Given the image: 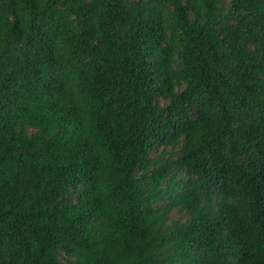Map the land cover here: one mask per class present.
<instances>
[{
	"label": "trees",
	"instance_id": "obj_1",
	"mask_svg": "<svg viewBox=\"0 0 264 264\" xmlns=\"http://www.w3.org/2000/svg\"><path fill=\"white\" fill-rule=\"evenodd\" d=\"M0 264H264V0H0Z\"/></svg>",
	"mask_w": 264,
	"mask_h": 264
},
{
	"label": "rangeland",
	"instance_id": "obj_2",
	"mask_svg": "<svg viewBox=\"0 0 264 264\" xmlns=\"http://www.w3.org/2000/svg\"><path fill=\"white\" fill-rule=\"evenodd\" d=\"M132 1H136V0H132ZM173 217H178L177 213H174Z\"/></svg>",
	"mask_w": 264,
	"mask_h": 264
}]
</instances>
